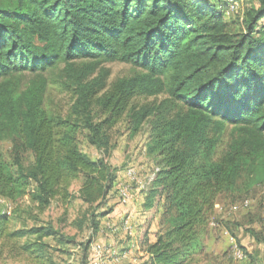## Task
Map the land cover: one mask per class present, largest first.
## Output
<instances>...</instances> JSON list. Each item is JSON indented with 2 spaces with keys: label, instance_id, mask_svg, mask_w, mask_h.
<instances>
[{
  "label": "trees",
  "instance_id": "trees-1",
  "mask_svg": "<svg viewBox=\"0 0 264 264\" xmlns=\"http://www.w3.org/2000/svg\"><path fill=\"white\" fill-rule=\"evenodd\" d=\"M256 1L242 13L243 30L231 31L225 0H0V198L26 197L41 213L55 200L69 203L79 181L85 208L75 224L90 232L79 264H90L121 179L79 140L107 155L121 120L131 137L147 124L146 152L158 170L143 207L163 199L148 264H204L219 196L237 200L264 183V0ZM113 61L140 69L108 86L103 65ZM49 86L69 91L67 110L46 104ZM7 221L0 218V239L33 237L17 245L29 262L53 264L49 250L76 244L51 223L7 230Z\"/></svg>",
  "mask_w": 264,
  "mask_h": 264
},
{
  "label": "rangeland",
  "instance_id": "rangeland-1",
  "mask_svg": "<svg viewBox=\"0 0 264 264\" xmlns=\"http://www.w3.org/2000/svg\"><path fill=\"white\" fill-rule=\"evenodd\" d=\"M255 5H257L256 0H240L236 6L238 8L225 15L228 29L231 31L243 30L241 22L242 13L247 6ZM103 67L109 70L108 86L115 80L130 76L140 69L130 63L121 61L107 62ZM163 97V95H159L156 100H160ZM70 99L69 91H60L56 87L49 86L46 104L51 108L65 111L69 106ZM153 99L149 98L148 100ZM230 129L231 127L229 126L225 132L222 147L226 146L230 140ZM148 133L147 124H144L141 131L131 137L124 118L110 131V147L107 155L83 138L79 140V147L93 160L105 157L112 166L118 169V178L121 180H124L125 169L133 166L136 169L137 177L141 184L147 186L148 178L153 173L155 167L152 155L146 152ZM1 148L8 157L11 148L10 142L3 140ZM79 185V181L72 184L70 190L74 194V198L69 203L55 200L41 213L36 208L28 207L29 203L26 197L17 203H12L1 198L0 218L4 216L8 220L7 230L51 223L60 233L70 236L74 235L76 244L59 245V250H49L50 254L48 255L53 264H79L81 249L78 244L86 241L90 233L86 228L83 230L77 229L75 224V221L81 218L85 208V204L77 198ZM131 186L134 190L137 189V184L132 183ZM143 189L139 190V194L142 193ZM109 196H112V198L109 197V206L114 207L117 204L116 194L111 192ZM244 200H248L249 204L247 206L243 205ZM143 204L142 198L138 203V207H136V213L139 215L143 212ZM4 212H9V214H2ZM134 214V212L131 213V210L124 211V215L132 216L136 241L140 244L143 241L145 229L135 221L137 219H135ZM250 230L264 237V183L254 186L247 196L238 198L237 200H232L230 196L226 195L219 196L215 204L214 217L209 225L208 235L204 242V252L198 259L204 264H249L250 259L254 258L256 264H264L263 243L256 241ZM109 239L116 248L118 246V252H123L124 249L120 248L118 243L123 240L128 241V237L125 235L122 239H117L115 234L109 237L105 235V232H100L99 235L95 236L93 241H98L109 249L112 247L108 245ZM26 240H33V237L31 239L24 238L16 241H4L0 239V264H36L32 260L29 262L26 255L18 254L17 245ZM45 241L55 246V243L51 239H46ZM238 245H241L244 249H241ZM235 247L241 251V258H237L234 254ZM87 261L89 262V257Z\"/></svg>",
  "mask_w": 264,
  "mask_h": 264
},
{
  "label": "built area",
  "instance_id": "built-area-1",
  "mask_svg": "<svg viewBox=\"0 0 264 264\" xmlns=\"http://www.w3.org/2000/svg\"><path fill=\"white\" fill-rule=\"evenodd\" d=\"M228 4V10L226 12H231L232 10H236V6L240 0H225ZM231 9V10H230ZM158 170L157 167H154L153 173L148 178L147 184L154 179L155 173ZM137 184V189L145 188V184H141L139 178L137 177L136 169L133 166H129L124 171V180L117 181V199L120 205L127 206L134 199L133 188L131 184ZM1 200V198H0ZM249 204L248 200L243 201V205L247 206ZM9 214V212H6ZM106 230L111 233H115L118 228H121L124 235L128 237V241L130 242L129 248L120 253L117 250L111 248L107 249L103 244L98 241H93L90 244V264H113V262L119 260L121 257H126L130 255L132 250L138 247L140 244L137 243L136 240V232L134 230L132 224V216L124 215L121 220L119 226H115L111 222H107L105 224ZM234 254L237 258L242 257V253L238 248H234Z\"/></svg>",
  "mask_w": 264,
  "mask_h": 264
},
{
  "label": "crops",
  "instance_id": "crops-1",
  "mask_svg": "<svg viewBox=\"0 0 264 264\" xmlns=\"http://www.w3.org/2000/svg\"><path fill=\"white\" fill-rule=\"evenodd\" d=\"M133 191H134L133 201L127 206H123L117 203L113 207V212L108 217L103 219V221L105 222L108 221L114 224L115 226H119L120 220L124 216V211L131 210V213L133 212L135 213L134 217L135 219H137L135 221L139 223V225L141 227H144L145 229L144 234H143L144 239L143 241H141L142 243H140L138 247L132 250L130 255L119 258V260H117L116 262L114 261L113 264H148V254L146 252V247L148 243L153 242L155 240L156 232L159 229V219H160V214L162 210L163 199H160V201L150 209H145L143 207V212L141 215H139L136 213L137 211L136 207H138L139 201L143 198V194H139L138 189H135ZM100 232H105V235L109 237L115 234V236H117V239H122V237L124 236V233L121 230V228H118L116 232L113 234L111 232L102 231V230H100ZM100 232H98V235L100 234ZM118 244H119V247L124 249L125 251L130 246V242L125 241V240H123L122 242H119ZM108 245L109 246L111 245L112 247L114 246V244H112V241L110 239L108 240ZM117 248L116 246H114V248L112 249L117 250Z\"/></svg>",
  "mask_w": 264,
  "mask_h": 264
}]
</instances>
